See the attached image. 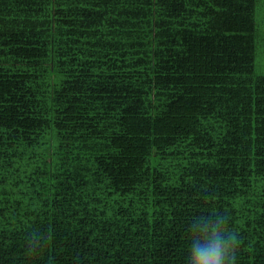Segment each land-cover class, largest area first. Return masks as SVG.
I'll list each match as a JSON object with an SVG mask.
<instances>
[{"label": "trees", "instance_id": "obj_1", "mask_svg": "<svg viewBox=\"0 0 264 264\" xmlns=\"http://www.w3.org/2000/svg\"><path fill=\"white\" fill-rule=\"evenodd\" d=\"M264 0H0V264H188L227 215L264 264Z\"/></svg>", "mask_w": 264, "mask_h": 264}, {"label": "clouds", "instance_id": "obj_2", "mask_svg": "<svg viewBox=\"0 0 264 264\" xmlns=\"http://www.w3.org/2000/svg\"><path fill=\"white\" fill-rule=\"evenodd\" d=\"M227 220L226 214L215 219L200 217L190 225L188 264H236L241 240L226 229Z\"/></svg>", "mask_w": 264, "mask_h": 264}, {"label": "rangeland", "instance_id": "obj_3", "mask_svg": "<svg viewBox=\"0 0 264 264\" xmlns=\"http://www.w3.org/2000/svg\"><path fill=\"white\" fill-rule=\"evenodd\" d=\"M264 31V22L261 25V32ZM264 38V36H263ZM255 65L254 69L256 72H264V39L257 43L255 50Z\"/></svg>", "mask_w": 264, "mask_h": 264}]
</instances>
